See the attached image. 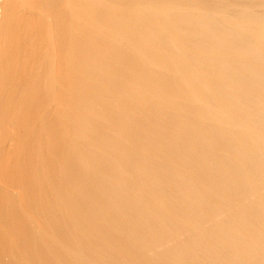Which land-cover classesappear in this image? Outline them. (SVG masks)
Instances as JSON below:
<instances>
[{
  "label": "bare ground",
  "instance_id": "6f19581e",
  "mask_svg": "<svg viewBox=\"0 0 264 264\" xmlns=\"http://www.w3.org/2000/svg\"><path fill=\"white\" fill-rule=\"evenodd\" d=\"M0 264H264V0H0Z\"/></svg>",
  "mask_w": 264,
  "mask_h": 264
}]
</instances>
